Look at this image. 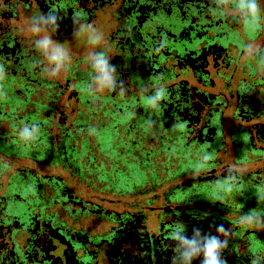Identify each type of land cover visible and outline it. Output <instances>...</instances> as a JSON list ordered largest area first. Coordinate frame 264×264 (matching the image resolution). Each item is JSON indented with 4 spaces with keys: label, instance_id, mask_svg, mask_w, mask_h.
I'll list each match as a JSON object with an SVG mask.
<instances>
[{
    "label": "flooded vegetation",
    "instance_id": "1",
    "mask_svg": "<svg viewBox=\"0 0 264 264\" xmlns=\"http://www.w3.org/2000/svg\"><path fill=\"white\" fill-rule=\"evenodd\" d=\"M49 10L61 17L52 39L72 56L55 78L32 67L47 62L24 31ZM76 12L103 33L125 95L81 90L85 57L102 49L73 36ZM237 15L218 0H0V264H181L174 232L194 228L227 240V264H264V30L246 32ZM160 86L152 109L140 90ZM24 102L22 122L41 130L32 143L15 124ZM99 117L100 157L87 158L84 123ZM249 212L256 223L241 225Z\"/></svg>",
    "mask_w": 264,
    "mask_h": 264
},
{
    "label": "clouds",
    "instance_id": "2",
    "mask_svg": "<svg viewBox=\"0 0 264 264\" xmlns=\"http://www.w3.org/2000/svg\"><path fill=\"white\" fill-rule=\"evenodd\" d=\"M225 6H231L233 11L238 15L235 18L246 32H259L264 30V15L260 0H218ZM74 31L73 36L79 38L86 35L88 42L93 46L94 50L85 57V63L90 66L91 74L84 83L83 92L89 95H96L105 90L116 92L123 96L127 93L128 88L125 87L123 80L119 77L118 66L112 63V57L108 54L107 42L104 40L103 33L99 31L93 24L88 23L80 12L74 13L72 17ZM61 23L60 15L52 10L48 13H41L32 17L26 24L24 31L30 33L34 39L33 44L35 50L44 57L46 64L39 61L32 63L33 68H40L41 72L47 78H55L62 73L66 74L72 64V56L69 51L60 43L52 39L51 33L59 29ZM260 46L255 42L247 43L243 46V55L241 59L244 62H251L256 57L254 52L259 51ZM258 67L255 68L257 74H264V57H260L257 61ZM7 78L5 66L0 64V82ZM144 94L148 106L152 109H158L161 101L166 96V89L163 86L150 90L145 87L141 89ZM7 93L0 83V99L6 98ZM90 134L95 129L89 130ZM41 130L36 124H24L19 130V137L25 143H32L38 140ZM211 159L210 154L204 156V160ZM231 177L224 181V191L231 192ZM219 186V182H217ZM257 217L249 212L240 218L241 225H253L256 223ZM216 231L224 236L230 235V231L225 229L223 225L216 228ZM178 242L180 251L181 264H193L194 260L200 259V264H227L226 260L221 259V253L227 248V240H221L217 235L211 233H203L200 228L193 229V236L188 237L184 230L176 229L173 237ZM173 264H177V257L173 256ZM251 264H259V258H253Z\"/></svg>",
    "mask_w": 264,
    "mask_h": 264
},
{
    "label": "rangeland",
    "instance_id": "3",
    "mask_svg": "<svg viewBox=\"0 0 264 264\" xmlns=\"http://www.w3.org/2000/svg\"><path fill=\"white\" fill-rule=\"evenodd\" d=\"M9 98H11V97H8L7 99H9ZM17 99L18 98H14V101H16ZM42 105H43V103H42ZM3 108H4V111L9 112V110H8L9 107L7 104H3ZM32 110H33V108L30 105V103L24 102V103H22V105H19L18 109H16L15 116L19 117L21 119H19L20 121H18V122L15 121V124L17 123L19 127H22L24 124H26V123L22 122V120H24L26 115H28L30 113V111H32ZM98 119H99V121H98L99 124L97 123L95 118L93 120L88 119V120H86V123H84V125L88 124V126H89L88 132L84 131L86 133V135L84 137H85V142L87 144V149L85 152V156L87 158H98V157H100L99 154H97V150L94 149L93 134L92 133L90 134V132H89L91 127H94L95 125H96V128L99 126L100 127L105 126V119H102V117H99ZM1 129L2 128H0V134L4 133V131ZM16 163L19 166H22L21 164H24L23 161H19V162L17 161ZM3 180L6 181L5 178Z\"/></svg>",
    "mask_w": 264,
    "mask_h": 264
}]
</instances>
